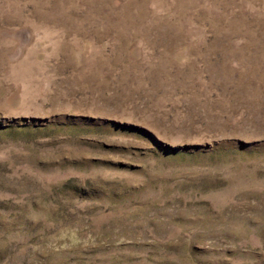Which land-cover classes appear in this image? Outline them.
Returning <instances> with one entry per match:
<instances>
[{"label": "rangeland", "instance_id": "1", "mask_svg": "<svg viewBox=\"0 0 264 264\" xmlns=\"http://www.w3.org/2000/svg\"><path fill=\"white\" fill-rule=\"evenodd\" d=\"M0 264H264V0H0Z\"/></svg>", "mask_w": 264, "mask_h": 264}]
</instances>
